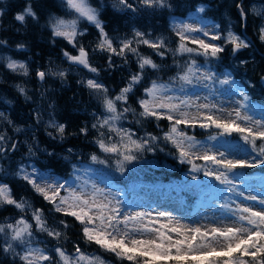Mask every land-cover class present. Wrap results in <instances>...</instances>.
Returning <instances> with one entry per match:
<instances>
[{"label":"rangeland","instance_id":"1","mask_svg":"<svg viewBox=\"0 0 264 264\" xmlns=\"http://www.w3.org/2000/svg\"><path fill=\"white\" fill-rule=\"evenodd\" d=\"M174 1L175 0H164L165 6L150 7L146 6L142 0H127V3L133 6L130 9L122 6L119 0H97L98 8L104 9L108 7L114 12L130 17L131 20L143 18L141 22L143 28L133 27L131 23L127 32L105 35L106 38L111 41L112 47L117 50L116 53L107 50L106 47H100L105 37L101 36L100 29L96 28L95 25L87 23L98 33V40L96 43L98 51H109L111 54L126 59L128 63L135 66L136 70L132 71L124 87L128 86L133 75L141 73L139 60L142 57L150 58L159 66L157 69L146 67L141 73V82L133 87L132 92L127 94L128 97L141 83L144 84L145 91L146 88L151 87L153 81H156L158 84L168 86L172 89V91L166 93V95L189 100L192 103V107L185 110H187L191 116L199 115L202 118L203 115L209 114L207 109L198 107L199 105L207 103L209 105H215L211 114L229 118L228 113L232 112L233 116L231 119H234V110H239V102L242 100V97L235 93L229 95L231 91L229 85L221 86L217 82L208 87L206 85H209L210 82L204 80L200 73H197L199 79L193 77L192 84H183V82L177 79L178 74H182L187 64L193 59L196 60L201 72L206 68L212 69V63L218 60L213 59L209 63L206 61L205 56L199 55L196 52L182 53L178 51L181 41L180 37L177 35V31L184 24H190L196 28L208 27L210 31L209 36H204L202 32L185 34L189 37H199V39L204 40L205 43L222 46L223 49L229 50H233L232 48L234 45L225 42L224 37H226L228 31L233 32L247 43L248 47L246 48H250L249 42L233 30V24L228 16L224 17L225 27L222 32H220L218 30V24L206 19L204 16V12L210 8L208 4L201 3L196 5L193 9L186 12L187 16L183 19L175 16L174 13L176 8ZM210 1L211 3L218 2V0ZM252 1L254 2L251 7L252 13L263 17L258 39L260 42L264 43V40L261 39V36L264 35V32H262V29H264V0ZM222 2L223 1L220 0L218 4ZM200 7L205 9L203 13L198 11ZM253 9H255V12ZM158 17H162V21L157 20ZM213 25L217 27L213 29L211 27ZM212 31L219 32L221 34V39L211 40ZM136 32L143 33V38L149 41L162 42V46L154 49L141 43L140 38L135 37ZM78 34L82 33L79 31ZM75 37L72 38L71 42H69L67 38H60L72 43ZM126 41H132L130 47H134L136 53L131 52L129 49H125L123 55H118L117 53L122 43ZM184 44L186 47L202 51L199 49V45L192 43L191 40L184 41ZM84 51L88 54L85 49ZM10 62H15L17 65L23 64L27 70L26 74L23 69H10L8 67ZM78 65L79 63L72 60L65 63L52 60L42 68L32 66L29 60H15L10 54L0 53V82H7L13 85L21 99L29 106L28 113L25 117L18 116L20 121H24V124H21L10 118V113L14 110V104L5 96H1L2 105L6 107V110L0 112L3 114L0 115V136L5 138L0 141V148L3 149V151H0V158L4 159L5 162L9 164V167H11L10 173L15 178L27 183L33 188L23 176L24 173H31L33 168H35L37 177L39 174H43L45 177L49 178L50 182L56 181L64 183L65 189L72 186L76 188L78 192L83 190L86 193H91L94 188H98L102 190V193L105 194L108 199H111L112 206L120 207L121 216L119 218L122 219L125 214L135 215L136 213H145L144 217L137 221L130 222V226L135 223L137 226L144 225L147 228H155L157 230L156 232H144L143 234L134 233L133 235L137 238L155 240L157 243H160L158 238L159 233L163 232L165 236L171 237L170 241H164L165 246L169 243L174 244L178 239L182 240L185 237L191 238L194 233L189 231V229L199 228L201 232H207L208 236H197L195 243H212L219 249L223 243V238L215 237L213 239L212 229L226 231L228 227L239 226L241 222L237 217L240 214L239 209L243 207H250L256 211L264 210V205L260 203L261 200H264V170L262 169L264 163L260 162L264 157H260L256 152H253L251 145L245 143L238 133H233L230 136L218 135L221 130L215 127L202 129L198 125L195 128L184 124L179 125L180 129L184 130L189 136H193L201 145L211 148L212 153L216 154L218 158L219 152H225V155L228 156L229 159H245L255 164L254 167L236 168L232 173H229V178L232 180L231 185L222 184L215 179L214 175H204V171L207 168H215L216 166L212 165L211 162L196 159V155L200 153L190 156L192 163L187 162V160L181 163L178 150L173 147L170 142L164 140L165 134L169 132L171 127L167 119H159L163 120L167 127L166 133L161 136L151 134L140 136L134 133L133 139L149 140V137L155 136L157 140L155 142H149L148 148H151V150L145 148L143 151H133L131 154L134 155L136 159L130 162L123 161L122 156L102 151L97 140L103 139L106 144L119 143V136L115 131H109L107 128H93V124H97L109 115L104 106L105 96L107 99L115 100V97L121 93L124 87L113 96H111L108 91L104 93L103 91L89 89L86 86L89 79L82 76ZM147 71L161 72V78L163 80L154 79ZM40 72L45 73L43 79L39 76ZM145 77H147L146 80H144ZM223 78V74L217 75V79ZM228 78L234 80L235 77L230 75ZM49 79L57 83L60 88L65 89L69 88L70 84L73 82L75 84V92L79 93V95H83V99H79L78 101H73L71 99L69 100V104L73 105V112L81 110L83 113L87 114L88 119L82 127L86 128L87 132H81V139L85 140L94 150L81 153L67 151L63 154H59L48 146V142L50 143L51 141H54L58 145H62L67 139V136H69L68 130L65 129L64 133L61 135L56 128L49 126L51 120H54L58 125L61 124L57 118L59 106L56 99L53 98L57 88L49 85ZM234 81L243 87L242 82L244 81L237 78ZM244 83L251 86L247 81ZM181 88H183V91L180 90ZM21 89H23V91H21ZM263 100L254 101L250 97L248 103L254 105L255 109L248 112V114L252 116L253 121L260 120L264 122ZM124 104L125 108L129 109V112L136 120L159 121L155 118H145L141 116L140 113L143 109L140 107V103L131 105L128 103V98L127 102L116 101L118 113H120L119 106ZM9 121H11V123H9ZM115 127L133 133L121 123V120L115 122ZM71 128L73 129L74 127ZM17 129H20V131H17ZM71 131L72 130L69 132ZM101 132H103V136H101ZM212 135H218V139L215 141L210 140L209 137ZM256 143L259 146L261 143H264V141L257 139ZM12 145H15V148H13ZM29 149H31V152ZM157 150L162 155L160 159L156 156L155 151ZM121 151H123V149H121ZM93 155H95L98 160L104 161V163L93 162L91 159ZM46 156H54L58 160L67 161L68 174L64 176L56 175L53 170L45 169L42 165L39 166L37 163L43 164L44 157ZM118 161L121 163L118 164ZM75 162L79 165H76ZM193 163L200 166L199 171L192 170ZM121 167H123V171H144L145 169L151 168V170L148 171L156 172L169 169V171L176 173V177L172 178L168 175L164 176L163 174H159L156 176L157 179H155V181L148 182L144 180L142 176H139L129 183L122 182V184H117L114 181H116V179L120 180ZM21 169H23V172ZM37 177L33 178L35 179ZM193 177H196V179H193ZM0 185L6 184L0 182ZM233 188H235V191H232ZM37 194L49 204L51 207L50 209L43 210L37 208L34 203L28 199L23 197L15 198L12 194L11 197L16 202L24 204L23 209L16 208L15 204L10 205L5 203L0 205V209L11 207L14 211L25 213L29 216V219L21 216H13L0 223V227H5L6 229L5 233H0V250L11 260L22 261L16 253L23 254L26 248L41 249L53 258L52 264H62L59 260V256L55 252V248L60 247L62 250H65L66 253L72 255L77 245L72 243L69 249L58 245L61 241L65 240L67 236L65 232V222L62 224L58 219L59 216H64L65 214L56 212L52 203L46 201L39 193ZM65 194V190L61 189L60 195L63 196ZM247 196H256L257 199L256 201L245 199ZM117 201L120 203L117 204ZM225 205H227V207H225ZM37 210H39L42 215L48 230L61 233L59 238L49 236L47 231L40 230L34 218V213ZM93 211L96 210L94 209ZM21 220L30 226V231L32 233L31 237H25L26 244L12 241V232L10 229H7L8 224L16 225L17 221ZM76 222L80 224L79 221ZM161 225H165V227L162 228ZM81 226V233L83 235V225ZM19 227H23V225H19ZM172 228H179L183 235L172 232ZM84 239L86 241V247L83 249L81 248V250L91 257H99L100 260L103 261V264H118L110 260L108 258L110 256L116 259H122L117 257L115 253L106 251L94 242H88L86 238ZM8 243L13 245L15 252L6 253L3 251ZM92 244L94 247H98L99 250L97 252L87 249V246H91ZM172 251L175 253V248H173ZM233 255L237 256L239 253L237 252ZM207 259L211 260L213 257L209 256ZM245 259H250V257H245ZM169 261L170 260L159 259L157 264H167ZM42 264H47V262H42Z\"/></svg>","mask_w":264,"mask_h":264},{"label":"snow or ice","instance_id":"2","mask_svg":"<svg viewBox=\"0 0 264 264\" xmlns=\"http://www.w3.org/2000/svg\"><path fill=\"white\" fill-rule=\"evenodd\" d=\"M142 2L150 7L165 6L164 0H142ZM119 3L130 9L133 7L131 4L127 3V0H119ZM237 7L240 6L237 5ZM198 11L203 13L205 9L200 7ZM243 14V9H241V15ZM16 20L23 22L25 20V15H17ZM95 26L100 29L101 36L105 37L100 47H106L107 50L116 53L117 50L112 47L111 41L106 38L101 23H97ZM211 27L215 29L217 26L213 25ZM194 32H202L204 36L210 35L208 27L196 28L190 24H184L177 31V35L180 37L181 41L178 51L182 53L196 52L199 55L205 56L206 61L209 63L213 59H219L218 53L224 50L223 47L205 43L204 40L199 39V37H189L185 34ZM262 32H264V29H262ZM59 35H64L69 42L72 41L73 37H69L66 33H57L54 36L57 37ZM143 36L144 34L141 32L135 33V37L140 38V42L149 47L155 49L162 46V42H152L143 38ZM220 39L221 34L217 31H212L211 40ZM224 39L226 43L234 45L233 54L241 48L248 47L247 43L231 31L227 32ZM261 39L264 40V35L261 36ZM186 40H191L192 43L198 44L199 49L202 51L186 47L184 44ZM131 44L132 41L123 42L117 54L123 55L125 49H129L131 52L136 53V49L130 47ZM65 56H68V53H65ZM85 57L86 53L84 49L81 48L79 56H68V59L88 67ZM8 67L13 70L17 68L23 69L25 74L27 71L23 64L17 65L15 62H10ZM146 67L157 69L159 66L150 58L142 57L139 60L141 73ZM90 70L96 72L95 68H91ZM141 73L132 76L128 86L121 90V93L115 97V100L107 99L105 96L104 106L109 115L97 124H93V128H107L109 131H115L119 136V143L106 144L103 139L97 140L100 149L106 153L122 156L123 161L128 162L136 159V157L131 154L133 151H143L145 148H148L150 141L155 142L157 140L155 136L149 137V140L133 139L134 133L115 127V122L120 120L123 115V113H118L116 101L127 102V94L132 92L133 87L141 82ZM197 73H200L204 80L210 82V84L206 86L210 87L217 82L221 86L229 85L231 90L229 95L235 93L242 97V100L239 102V110H234V119H231L233 116L232 112L228 113L229 118L211 114L215 105H209L207 103L199 105L198 107L207 109L209 114L203 115L202 118L199 115L191 116L185 109H190L192 103L187 99L166 95V93L171 92L172 89L168 86L158 84L156 81L152 82L151 87L145 89V97L141 98L139 101L140 107L143 109L140 115L145 118H155L157 120L167 119L171 127L169 132L165 134L164 140L170 142L173 147L178 150L181 163H184L186 160L192 163L190 156L200 153L196 155V159L211 162L212 165L216 166L215 168H207L204 171V175H214L215 179L222 184L231 185L232 180L229 178V173H232L236 168L254 167L255 164L245 159H229L228 156L225 155V152H219L218 158L216 154L212 153L211 148L201 145L193 136H189L184 130L180 129L179 125L184 124L192 128L198 125L202 129L215 127L221 130L218 135L230 136L233 133H238L245 143L251 145L253 152H256L260 157H264V143H261L259 146L256 143L257 139L264 141V122L260 120L253 121L252 116L248 114V112L255 109V106L248 103L250 96L245 89L236 81L228 78L231 73H223L224 78L217 79V74L213 72L211 68H206L201 72L196 60L193 59L187 64L184 72L178 74L177 79L183 82V84H192L193 77L199 79ZM39 76L43 79L45 73L40 72ZM86 86L89 89L107 93V89H105L103 85L92 79L87 81ZM180 90L183 91V88ZM21 91H23V89H21ZM128 111V108L123 109V112ZM0 115L3 114L0 113ZM9 123H11V121H9ZM49 126L56 128L61 135L65 131V126L56 124L54 120L50 121ZM17 131H20V129H17ZM81 132L86 133L87 129L82 128ZM218 135H212L209 139L215 141L218 139ZM101 136H103V132H101ZM4 139L3 136H0V141ZM12 147L15 148V145H12ZM121 149H123V151H121ZM148 150H151V148H148ZM0 151H3V149L0 148ZM29 151L31 152V149H29ZM91 159L93 162L104 163V161L98 160L95 155H93ZM260 162L264 163V159ZM120 163L121 162L118 161V164ZM120 170L123 172V167H121ZM192 170L199 171L200 166L193 163ZM21 171L23 172V169H21ZM33 177H37L35 168H33L31 173H24L23 176L37 193L42 195L46 201L53 204L56 212L72 216L83 225V236L88 242H94L106 251L115 253L117 257L127 259L133 262V264H157L159 259L174 260L177 264L184 261L185 264H187L189 258L194 259L196 264H264V210L256 211L250 207H243L239 209L240 214L237 217L241 222L239 226L228 227L226 231L212 229L213 239L215 237L223 238V243L219 249L212 243H195L197 236H208L207 232H201L199 228L189 229V231L194 233L191 238L185 237L182 240L178 239L174 244L169 243L165 246L164 241H170L171 237L165 236L163 232L159 233L158 238L160 243H157L155 240L137 238L133 235L134 233L143 234L144 232H156L157 230L155 228H147L144 225L137 226L135 223L130 226V222L137 221L144 217L145 213H136L135 215L125 214L122 219L119 218L121 216L120 207L112 206L111 199H108L107 196L102 193V190L94 188L91 193H86L83 190L78 192L76 188L72 186L65 189L64 183L56 181L50 182L49 178L45 177L43 174H39L35 179ZM193 179H196V177H193ZM61 189H64L66 192L63 196L60 195ZM232 191H235V188H233ZM245 199L256 201L257 198L256 196H247ZM5 203L10 205L15 204V207L19 209H23L24 207L23 203L16 202L11 197L7 185H0V205ZM119 203L120 202L117 201V204ZM260 203L264 205V200H261ZM225 207H227V205H225ZM94 209L96 211H93ZM34 218L41 231H47L49 236H54L56 238L61 236L60 232L51 231L46 228L39 210L34 213ZM61 223L64 224V221H61ZM19 225H23V227H19ZM67 226L68 225L65 224V227ZM161 227L163 228L165 225H161ZM7 229H10L12 232L11 240L18 241L20 244H26L25 237H31L32 235L30 226L23 220L17 221L16 225L8 224ZM171 231L178 235H183L179 228H172ZM5 232V227H0V233ZM173 248H175V253L172 251ZM3 251L6 253L15 252V249L11 243H8ZM55 252L59 256V260L62 264H103V261H101L99 257H91L85 254L79 246L75 247L74 254L72 255H69L60 247L55 248ZM237 252L239 255L234 256L233 254ZM16 255H19L24 264H42V262L52 264L53 260L45 251L34 248H26L23 254L16 253ZM209 256L213 257V259L208 260L207 257ZM245 257H250V259L246 260Z\"/></svg>","mask_w":264,"mask_h":264},{"label":"trees","instance_id":"3","mask_svg":"<svg viewBox=\"0 0 264 264\" xmlns=\"http://www.w3.org/2000/svg\"><path fill=\"white\" fill-rule=\"evenodd\" d=\"M222 1V3L218 4L220 0L217 3H211L210 0H175L176 9L174 14L184 19L187 16L186 12L188 10L193 9L198 4L206 3L210 8L204 12V16L206 19L218 24L220 32L225 27L224 17L228 16L233 24V30L249 42L250 48L238 51L235 54H233V50L224 49L218 53L219 59L215 63H212V69L217 75L231 73V76L235 77L234 80L237 78L244 82H249L251 86L242 82L247 94L254 101H261L264 99V43L260 42L258 35L263 17L252 13L251 7L254 3L252 0ZM93 3L98 7L97 0H93ZM29 5L36 13L38 19L34 20L31 16L25 15L23 22L17 21V14H23L25 8ZM237 5L240 7H237ZM241 9H243V15H241ZM53 11L57 13L61 12L57 0H0V42H3L0 43V53L10 54L15 60H29L32 66L44 68L52 60L64 63L68 62V56H79L80 49L83 48L88 53L85 57L88 67L82 64L78 65L82 76L103 85L111 96L118 93L130 78L132 71L136 70L135 66L128 63L126 59L111 54L109 51H98L96 47L98 33L87 23L81 25L80 32L82 34H78L72 43L60 37H55L47 27L43 26L46 17ZM142 19L135 18L131 20L130 17L114 12L108 7L102 9L100 16L101 27L105 35L127 32L131 23L133 27L143 28L141 24ZM157 20L162 21V17H158ZM152 21L154 22L153 19ZM65 53H68V56H65ZM91 68H95L96 72H92ZM147 73L154 79L163 80L161 72L147 71ZM49 85L57 88L53 95L59 106L57 118L65 126V129L68 130L69 136H67L62 145L51 141L50 143L48 142V146L59 154L70 150L79 153L94 150L85 140L81 139V129L88 119L87 114L81 110L73 112V105L69 104V100L78 101L84 98L83 95L75 92V84L73 82L66 89L60 88L51 79H49ZM1 96H5L14 104V110L11 111L10 118L24 124V121H20L18 116L25 117L29 106L21 99L13 85L7 82H0V112H3L6 110V107L2 105ZM144 97V84L141 83L128 97V103L137 105L140 99ZM124 108L125 104L119 106L120 113H123L120 119L121 123L133 133L140 136L145 134L161 136L166 133L167 127L163 120L155 122L152 120L139 121L134 119L129 111L123 112ZM71 127L74 128L72 129ZM70 130L72 131L69 132ZM155 153L157 158L160 159L162 156L160 152L157 150ZM43 162V164L39 162L37 164L44 166L45 169L53 170L56 175L64 176L69 172L67 161L58 160L54 156H46ZM76 165L79 164L76 163ZM10 169L9 164L0 158V182L9 187L13 197L26 198L34 203L37 208L43 210L51 208L27 183L15 178L10 173ZM262 169L264 170V167ZM148 170H151V168L144 171H123L120 173V180L116 179L114 182L117 184H122V182L129 183L139 176L151 182L155 181L157 179L156 176L159 174L168 175L172 178L176 177V173L169 171V169L156 172ZM13 216L29 219L28 215L16 212L11 207L0 209V223ZM58 219L68 225L65 228L66 239L58 245L68 249L72 243L79 246L80 249L86 247V241L81 233L82 226L72 216H59ZM87 249L96 252L99 250L93 244L87 246ZM108 258L118 264H133V262L127 259H116L113 256ZM0 264L24 263L20 260L9 259L0 250ZM167 264H177V262L170 260ZM180 264H185V262L181 261ZM187 264H196V261L189 258Z\"/></svg>","mask_w":264,"mask_h":264},{"label":"clouds","instance_id":"4","mask_svg":"<svg viewBox=\"0 0 264 264\" xmlns=\"http://www.w3.org/2000/svg\"><path fill=\"white\" fill-rule=\"evenodd\" d=\"M57 4L61 8V12H50L43 25L53 35L66 33L69 37H75L83 23L91 25L101 23L102 9L98 8L93 0H57ZM253 11L255 12V9ZM17 15H30L34 20L38 19L30 5L25 8L23 14ZM57 37L65 38L64 35Z\"/></svg>","mask_w":264,"mask_h":264},{"label":"water","instance_id":"5","mask_svg":"<svg viewBox=\"0 0 264 264\" xmlns=\"http://www.w3.org/2000/svg\"><path fill=\"white\" fill-rule=\"evenodd\" d=\"M234 47V46H233ZM242 50H244V48H241V49H239L238 51H242ZM238 51H236L235 53H237Z\"/></svg>","mask_w":264,"mask_h":264}]
</instances>
